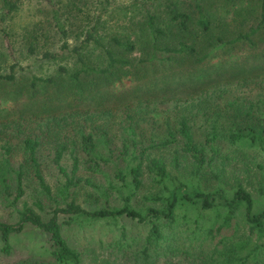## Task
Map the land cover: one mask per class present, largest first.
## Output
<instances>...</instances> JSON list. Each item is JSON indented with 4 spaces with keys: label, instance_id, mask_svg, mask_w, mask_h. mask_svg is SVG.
<instances>
[{
    "label": "trees",
    "instance_id": "obj_1",
    "mask_svg": "<svg viewBox=\"0 0 264 264\" xmlns=\"http://www.w3.org/2000/svg\"><path fill=\"white\" fill-rule=\"evenodd\" d=\"M43 1L61 46L53 51L40 38L29 52L56 69L26 79L18 62L7 73L0 61V99L29 102L16 113L14 132L0 136V205L17 212L16 223L0 222V255L12 256L14 238L32 226L47 243L39 259L18 264H84L85 252L63 230L80 220L119 228L114 243L131 264L178 253L190 264H264V67L188 98L146 89L159 70L200 75L221 52L241 58L249 49L250 58L262 57L264 0H99V14L79 18ZM113 4L125 22L120 34L106 36L103 16ZM17 9L0 0V22ZM73 19L83 29L74 31ZM1 32L7 55L0 59L16 60L11 35ZM126 81L133 89L127 96H102ZM43 148L65 179L56 192L43 172ZM183 161L192 179H182ZM82 190L103 206L80 204ZM33 191L43 197L30 201ZM45 200L55 204L49 218ZM124 220L146 229L145 237Z\"/></svg>",
    "mask_w": 264,
    "mask_h": 264
},
{
    "label": "rangeland",
    "instance_id": "obj_2",
    "mask_svg": "<svg viewBox=\"0 0 264 264\" xmlns=\"http://www.w3.org/2000/svg\"><path fill=\"white\" fill-rule=\"evenodd\" d=\"M18 9L8 16L7 21L2 24L0 22V54L7 55L4 37L1 32V28L6 29L11 35V42L14 46L16 60H12L9 57L2 58L4 69L7 73L11 70L15 62L19 63L18 75H24L27 79L33 75L41 76L51 73L55 66L48 65L42 60L41 54L34 56L29 52V45H35V39H39L40 43L50 48L51 42L53 43V51H58L61 46L60 36L57 33L52 19L50 18V7L43 0H11ZM58 7L63 12H76V17L84 16L85 13L91 12L92 15L99 14L95 8L99 0H55ZM130 0H117L119 5L129 2ZM131 3V2H130ZM123 7V6H121ZM120 7V8H121ZM116 4L109 7V12L103 16L108 22L109 29L103 32L104 35L120 34L125 21L122 20V15L119 13L117 16L114 13ZM118 8V9H120ZM78 9V10H77ZM82 11L80 12V10ZM73 30L79 31L83 29L79 27V20L73 19ZM72 30V31H73ZM71 39L70 42L73 45L75 42ZM263 43V42H261ZM264 48V46H263ZM241 58H230L225 53H220L219 57L211 59L206 65V69L200 75L195 77L178 76L173 73V76L162 74L161 70L157 73L159 79L152 78L146 89L149 92H156L159 94L166 93L168 98H188L190 94L200 92L210 86L217 83H227L229 80L235 79L234 74L244 75L256 72L264 67V55L259 59L250 58L249 54L255 53L249 49H245ZM262 51L259 50V53ZM41 59V60H40ZM21 69V70H20ZM29 80L27 81V84ZM133 91L130 81L124 82L122 85L113 91L102 90V96L106 94L105 98L112 100L115 97H125ZM99 99V98H98ZM29 103L28 101L18 100L15 103H5L0 99V131L4 133L14 132V122L18 118L16 113L23 109L22 105ZM38 106V104H36ZM50 109V108H49ZM57 110L58 107L52 108ZM60 109V108H59ZM51 111V110H49ZM2 142L0 141V147ZM41 162L43 165V172L46 180L50 186L56 192L57 189L65 183V179L60 175L58 169L53 163V152L48 148H43L40 152ZM22 160V155L19 150H16L13 157L14 163H19ZM64 166L71 171L72 162L69 159L64 161ZM193 167L189 162L183 161L181 168V177L192 179L190 171ZM194 177L195 183L198 182ZM146 188L143 190L144 195L148 193L150 189V182L146 180ZM91 193L90 189H87ZM87 190H82L81 193L76 196L77 200L84 207L88 208H100L103 203H99L94 199H90L87 195ZM31 198L37 200L42 198L40 192L33 191ZM115 197V196H114ZM112 197L114 205H118L120 200L117 197ZM61 201V200H60ZM45 213L44 217L49 218L51 213L55 209V204L52 201L45 200ZM0 222L14 224L17 222V212L14 209L0 205ZM123 223L127 226V230L133 232L137 237L142 239L145 237L146 229L136 224H132L129 220H124ZM80 224L82 226H80ZM91 223H84L80 220L73 222L70 226L63 227L65 235L69 243L77 248L79 251L85 252L84 264H131L129 258L122 255V252L116 247L115 243L121 235L119 228L110 231L109 228L102 225H90ZM82 227H85L84 229ZM88 227V229L86 228ZM140 239V240H142ZM48 235H45L38 231L36 228L29 226L25 232L18 237L14 238V253L12 256L0 255V264H18L21 261L29 259H39L41 254V248L47 243ZM131 242V239L129 240ZM182 259V263H181ZM153 264H190L188 260L184 259V256L177 254L175 256L160 255V257L154 260Z\"/></svg>",
    "mask_w": 264,
    "mask_h": 264
}]
</instances>
